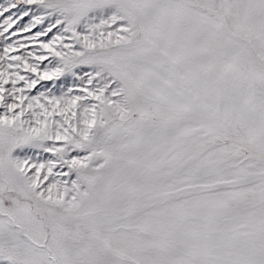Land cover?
<instances>
[{
    "label": "snow or ice",
    "instance_id": "1",
    "mask_svg": "<svg viewBox=\"0 0 264 264\" xmlns=\"http://www.w3.org/2000/svg\"><path fill=\"white\" fill-rule=\"evenodd\" d=\"M0 264H264V0H0Z\"/></svg>",
    "mask_w": 264,
    "mask_h": 264
}]
</instances>
